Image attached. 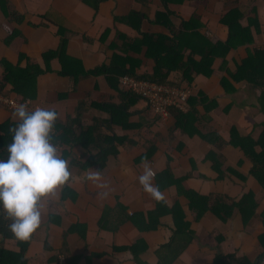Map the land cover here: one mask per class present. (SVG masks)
<instances>
[{
  "label": "crops",
  "instance_id": "obj_1",
  "mask_svg": "<svg viewBox=\"0 0 264 264\" xmlns=\"http://www.w3.org/2000/svg\"><path fill=\"white\" fill-rule=\"evenodd\" d=\"M3 1H6L10 12L24 19L20 24L10 23L4 17L0 6V59L4 57L15 63L21 54L31 58L44 70L46 63L43 54L50 50L58 51L61 47L60 28L66 30V55L79 61L85 71L108 65L113 54L119 53L123 42L117 39V34L131 41L146 33L169 32L163 25L153 23L156 10H164L158 0H151V3L142 7L135 3L136 0H107L100 3L98 11L79 0ZM230 1L239 2L242 12L250 11L246 6L249 0ZM224 3L225 0H210L206 6L197 5L199 8L196 12L203 17L205 24L202 32L214 44L225 41L228 37V27L220 22L222 15L229 9ZM234 6L237 7L236 4ZM256 6L262 33L256 37L251 48L260 49L264 48V0H256ZM168 7L174 13L169 17L174 25L173 29H177L180 22L188 21L196 10V6L192 7L189 3L171 4ZM131 9L141 10L145 15L138 31L126 23L115 21L125 17ZM15 29L22 35L7 45L6 41ZM105 30H108V34L101 42L100 38ZM113 42L115 47H108ZM134 54L128 51L122 56L128 55L140 61L137 74L151 73L154 61L145 57L144 50L140 55ZM245 56L246 47L233 51L229 69L236 68L233 59L239 61ZM221 64L222 60L217 59L214 68L218 71ZM26 65L27 60L24 59L22 66ZM49 65L50 70L37 78L38 99L34 103L30 102L29 109L35 106L54 108L58 113V120L64 124L74 119H78L83 126L101 121L97 127L98 133L109 137H126L127 141L121 146L116 144L117 156L108 155L101 169L93 168L79 173L77 170L72 171L70 180L57 195L49 196L43 201L40 226L24 241L29 244L26 256L43 254L50 259L60 254L66 260L65 253L70 256L81 254L77 264H137L133 254L128 251L129 247L137 244L136 251L141 264H157V253L160 251L163 254L166 250L163 248L171 245L174 234H178L179 240L175 239V248H180L185 241L189 243L179 251L172 264L261 262L264 254V190L250 175V159L240 148L229 143L232 128L255 139L263 131L264 115L258 98L264 92V87L256 89L245 81L237 83L232 80L230 87H235L236 92L229 93L221 85L225 75L222 72H216L209 79H195L192 87L189 86L193 95L203 91L211 101L217 103L215 107L206 103V107L209 106L210 109L203 105L197 106L201 123L196 126L203 134L210 132L221 138L217 139V144L208 145L198 135L189 136L173 130L174 120L171 116L166 119L155 117L138 99L128 110L131 114L129 121L137 128L124 130L118 125H112L111 114L105 106L120 102V90L110 88L105 75L81 76L78 83L72 86L69 78L59 73V58L52 59ZM169 81L179 86L184 82L176 73L169 74ZM183 85L187 86L186 83ZM91 102L101 103L102 107L90 106ZM83 103L84 106L81 105ZM4 117L5 114L0 111V123ZM57 147L62 152L61 147ZM147 151L149 156L143 157ZM211 151L215 152L222 164L225 174L223 178L214 169L213 162L207 159ZM96 153L97 151L77 146L72 149L67 160L70 163L71 158L76 157L83 162ZM144 163L153 168L155 175L168 172L171 181H181L178 185L171 184L160 189L163 198L156 200L138 182ZM228 168H232L234 173L228 171ZM93 171H99L100 176L109 183L112 191L107 198H100V190L87 179L88 173ZM153 184L156 185L154 179ZM65 187L73 190L76 197L69 195L64 199L62 192ZM181 190L194 191L203 197L218 194L236 202L253 193L258 208L247 225L243 224L236 211L226 223L221 222L211 212H207L196 222V216L191 213L188 202L184 196L179 195ZM158 202L167 210H174L176 220L172 214L164 213V208H161L160 216L152 220V226L156 225L154 229L138 231L125 222L122 211L129 218L143 215L145 220L142 224H150L146 215L156 210ZM118 205H122V208L118 209ZM50 215L54 216L53 223H49L47 219ZM183 223L187 224L186 228ZM177 227H180L179 232H176ZM9 246L16 247L15 243ZM86 257L89 258L88 263Z\"/></svg>",
  "mask_w": 264,
  "mask_h": 264
},
{
  "label": "trees",
  "instance_id": "obj_2",
  "mask_svg": "<svg viewBox=\"0 0 264 264\" xmlns=\"http://www.w3.org/2000/svg\"><path fill=\"white\" fill-rule=\"evenodd\" d=\"M79 1L91 7L93 10L98 11L100 3L107 0ZM158 1L163 5L164 10H156L153 23L168 28V34L146 33L142 34L139 39L131 41L117 34V39H121L123 42V47L120 48L119 53L113 54L108 65H102L93 70L85 71L79 61H74L66 55L68 46L66 30L60 28L59 34L62 38L60 49L58 51L50 50L45 52L42 56L46 63V70L42 69L39 64L34 63L31 58L21 54L18 56V61L15 63L10 62L4 57L0 59V94H3L7 98L14 99L18 103H25L28 101L34 103V101L38 99L37 78L45 71L50 70V61L56 57L59 58L61 63L60 75L68 77L72 86L78 83L79 77L81 76H97L101 74L106 76L109 87L114 90H118L119 78L125 75L174 86L173 82H168V76L170 73H176L180 75L187 86L192 87L195 79L198 77L209 79L215 76L216 72H222L225 73V75L222 77L221 85L224 86L229 93L236 92L235 87H230V85H232V80L237 83L245 81L253 88L263 89L264 48H251L256 42V37L262 33V24L260 22L256 0H249L246 3V6L250 9L248 13H244L240 10V6L238 5L239 2L225 0L224 6L229 9L227 13L222 15L220 22L222 25L228 27V37L225 41H219L215 44L202 32V28L205 25L202 19L203 17L196 12L199 8H197V5L206 6L210 0ZM135 3L142 7L151 3V0H136ZM185 3H189L192 7L196 6V10L188 21L180 22L179 27L173 29L174 25L169 17L174 13L169 9L168 5H183ZM193 3L197 4L195 5ZM234 4H236L237 7L234 6ZM0 6L4 13V17L10 23H22L24 18L18 16L16 13L10 12L7 8L6 1L0 0ZM144 18L145 15L141 13V10L131 9L125 17L117 18L115 21L118 23H126L138 31L140 30V25ZM107 34L108 30H105L100 38L101 42L104 41ZM21 35L22 33L15 29L7 39L6 44L10 45L12 41ZM108 47H115V42L111 43ZM239 47H246V56L239 61L233 59L236 68L235 70H231L229 69L230 56L232 52ZM142 50H144L146 58H150L154 61V67L151 73L137 74L136 69L140 66V61L128 55L122 56L123 53L128 51L135 53L134 55H140ZM24 59L27 60L26 66H22ZM217 59L222 60V64L218 71L214 68ZM184 82L180 84H185ZM175 85L179 86V84ZM63 96L64 95H62V97ZM119 99L120 102L118 104L105 106L111 114V124L118 125L124 130L137 128L135 124L129 121L131 114L128 110L137 102L138 97L131 91H120ZM258 101L264 115V92L261 93ZM143 103L145 104V102ZM206 103H209L210 107L217 106L216 101H211L203 91H200L196 96L192 95L189 100L185 102L184 110H181L177 106H171L169 107V113L174 120L173 130L176 129L189 136L198 135L208 145H215L219 142L217 139L221 138L215 137L214 134L210 132L203 134L199 127L196 126V124L201 123V117L199 116L197 106L203 105L205 108L210 109L209 106L206 107ZM81 105L84 106L85 103ZM100 105L101 103H90V106L97 108L102 107ZM0 111L5 114L4 119H2L0 123V158H4L7 156L6 146L11 141L9 129L15 125L16 117L14 116V109L5 104L0 103ZM148 111L159 118L149 108ZM100 122L101 121H96L90 126H83L78 119L64 124L57 118L52 134L53 142L61 147V153L66 159L71 156L72 149L77 146L97 151L95 155H90L83 162L79 161L76 157H72L69 163L71 172L77 170L79 173L80 171L93 168L101 169L108 155L117 156L116 144L121 146L127 141L126 137H109L98 133L97 127ZM262 127L263 131L257 139L253 138L251 135H242L238 129L232 128L229 144L240 148L250 159L252 163L250 175L264 190V122ZM148 151L143 157L149 156ZM143 157L141 159H144ZM207 159L213 162L214 169L219 173L220 178H223L225 174L222 171V164L215 152H209ZM228 171L234 173L232 168H228ZM170 179L171 176L168 175V172H161L154 177L155 184L160 189L171 184L178 185L179 181H181V179H179V181L177 179L171 181ZM62 193L64 199L69 195L72 198L76 197V194L69 187H65ZM179 195L184 196L188 202L191 213L196 216V222L201 220L207 212H211L221 222L226 223L232 218L236 211L241 216L243 224L247 225L250 219L256 214L258 208L253 193L245 195L238 202L227 198V196L213 194L209 197H203L194 191L187 190H181ZM121 208L122 205H118V209ZM161 208H164V205L158 202L156 210L146 215L147 222H150L148 225L142 224L143 220H145L143 215H133V217L129 218L124 211H122V214L125 216V222L131 224L138 231L149 230L155 228L156 225L152 226V220L156 216H160ZM164 210V213L172 214L176 220L174 210H167L166 208H164ZM262 217L264 220V214ZM47 219L49 223H53L54 216L50 215ZM9 223L10 220L0 211V264H60V254L50 259L46 258L43 254L31 257L26 256L29 244L16 239L12 235L7 227ZM183 224L184 228H186L187 224ZM179 231L180 227H177L176 232ZM67 234H69V232H67ZM178 238V234H174L173 239L170 241L171 245H167L166 248H163V250L166 249L165 252H163V254H160V251L157 253V264H172L179 251L188 245L189 242L185 241L180 248H175V239L179 240ZM13 243H15L16 247L9 246ZM262 243H264V236L262 238ZM136 246L137 244L132 245L129 247L128 251L133 254L135 263L141 264ZM61 252L64 253L63 250H61ZM174 252H176V254H173ZM65 255L67 264H77L80 257H82L81 254L70 256L65 253ZM263 259L264 254L260 261ZM86 261L87 263L89 262L88 257H86Z\"/></svg>",
  "mask_w": 264,
  "mask_h": 264
},
{
  "label": "clouds",
  "instance_id": "obj_3",
  "mask_svg": "<svg viewBox=\"0 0 264 264\" xmlns=\"http://www.w3.org/2000/svg\"><path fill=\"white\" fill-rule=\"evenodd\" d=\"M16 123L9 129L11 141L6 146L7 156L0 158V211L10 220L7 225L12 235L28 240L41 223L43 201L56 196L70 180L69 161L53 142V131L58 118L54 108L35 106L29 109L20 103L14 109ZM155 171L144 163L138 182L154 199L163 193L153 184ZM100 198H107L112 189L99 171L88 173Z\"/></svg>",
  "mask_w": 264,
  "mask_h": 264
},
{
  "label": "built area",
  "instance_id": "obj_4",
  "mask_svg": "<svg viewBox=\"0 0 264 264\" xmlns=\"http://www.w3.org/2000/svg\"><path fill=\"white\" fill-rule=\"evenodd\" d=\"M118 89L120 91H131L138 100L145 102V105L160 119L170 117L169 107L177 106L184 109L185 102L193 95L189 86H172L161 84L146 79H138L129 75L119 78ZM0 103L9 106L12 109L20 104L14 99L0 94ZM28 108H31L30 102H25ZM60 264H66L63 256L60 257ZM258 264H264V260Z\"/></svg>",
  "mask_w": 264,
  "mask_h": 264
}]
</instances>
